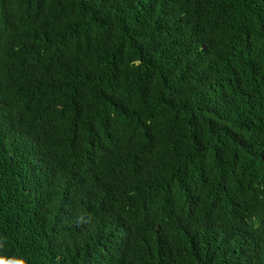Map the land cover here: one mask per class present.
<instances>
[{"label":"trees","instance_id":"1","mask_svg":"<svg viewBox=\"0 0 264 264\" xmlns=\"http://www.w3.org/2000/svg\"><path fill=\"white\" fill-rule=\"evenodd\" d=\"M0 264H264V0H0Z\"/></svg>","mask_w":264,"mask_h":264}]
</instances>
